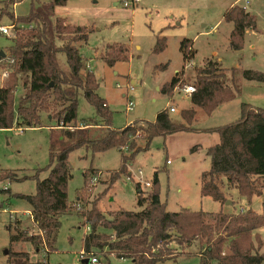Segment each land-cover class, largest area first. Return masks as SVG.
<instances>
[{"label": "trees", "instance_id": "16d2710c", "mask_svg": "<svg viewBox=\"0 0 264 264\" xmlns=\"http://www.w3.org/2000/svg\"><path fill=\"white\" fill-rule=\"evenodd\" d=\"M20 1L5 0L0 6V18L8 16L13 27L7 55L0 60V69L8 74L0 85V130L47 127L60 131L61 135L50 145L49 166L45 169L48 176L44 180H38L37 175L31 178L36 183L35 194L15 195L29 205L30 225L24 226L14 219L8 226L10 245L27 243L35 253H42L43 258L31 263L25 252H8L7 263L47 264V257L56 252L61 217L76 214L88 229L83 237L82 252L96 256L103 264H109L110 257L130 260L131 264H164L186 255L185 250L195 243L199 248V264H264L263 243L257 233L264 228V210L262 214L252 209L226 214L222 208L216 213L189 209L168 212L160 201L157 172L151 183L146 182L150 190L145 195L141 182L136 183L139 211L105 214L98 209L101 198L121 176L133 181L128 169L138 154L148 151L153 139L180 133H215L219 138L217 145L206 150L210 167L200 177L201 198H209L222 207L226 204L222 189L235 190L249 206L253 197L260 196L264 180V110L242 104L239 119L231 124L205 130L193 127L198 113L209 116L238 96V87L233 84L235 70L229 85L219 62L209 59L201 68L194 67L190 77L183 79L186 63L196 54L193 42L184 40L180 45L183 70L161 90L171 97L178 85L192 82L194 93L188 97L189 108L179 110L176 119L169 116L167 108L159 112L153 122H134L114 129L107 103L97 95L99 81L80 52V47L87 42L88 29L66 24L61 18L54 19L55 9L64 7L67 0L35 1L27 17L15 18L9 7L13 8ZM223 19L233 26L229 48L242 50L246 31L256 28L255 17L239 5H232ZM166 47L165 38H161L153 53L160 54ZM127 55L125 46L108 45L98 54V59L113 67L116 62L127 60ZM166 68L167 65H162L156 70ZM241 75L244 80L264 85V73L243 71ZM18 87L23 94L15 106ZM80 91L95 109L96 119L77 120ZM51 122L54 125H46ZM138 142L142 146H138ZM80 148L89 150L92 155L115 149L121 155L120 166L104 180L101 173L86 171L84 187L76 194L74 203H70L66 191L71 179L68 157ZM196 151L197 147L191 153ZM26 179L17 178L15 172L0 175V182ZM91 181L108 186L93 201H89L93 191L88 187Z\"/></svg>", "mask_w": 264, "mask_h": 264}, {"label": "rangeland", "instance_id": "374dc122", "mask_svg": "<svg viewBox=\"0 0 264 264\" xmlns=\"http://www.w3.org/2000/svg\"><path fill=\"white\" fill-rule=\"evenodd\" d=\"M3 1L0 0V6ZM35 1L50 3L52 0H21L13 8L10 6L9 12L15 18H25L31 3ZM249 1L245 11L255 17L256 28L246 31L240 51L229 48L233 26L223 19L229 7L242 5L238 0H141L127 8L123 4L130 0H67L64 7L55 9L54 19L61 18L66 24L88 29L87 42L80 47V52L99 81L97 95L107 103L114 129L133 125L134 122H153L159 112L169 107L176 109L175 113H169L172 119H176L179 110L189 108V99L182 92H174V89L169 97L161 90L176 73L183 70L185 64L180 45L184 40L193 42L192 49L196 54L191 62L186 63L183 79L190 77L194 67L201 68L209 59L219 62L229 85L235 70L233 84L238 87V96L216 108L209 116L197 114L193 127L205 130L237 121L242 104L264 110V85L244 80L241 75L243 71L264 73V0ZM0 25L11 26V20L3 15ZM12 36L13 30L9 36L0 35V51L6 55V48L10 45L8 39ZM161 38H165L167 47L162 53L154 54L153 48ZM108 45L125 46L128 49L127 60L116 62L113 67L103 64L98 54ZM59 58L63 61V57ZM162 65H167V68L156 70ZM3 71L0 69V76ZM188 85H192V82L186 81L182 86ZM22 94V89L18 87L14 96L15 106ZM128 101L133 104L131 112H126ZM91 119H96L95 109L86 102L80 91L77 120ZM46 125H54V122ZM60 135V131H51L47 127L0 130V175L15 172L17 178L27 177L20 182H0V264H8V252H25L31 263L43 258L42 253H35L27 243L10 245L8 226L14 219L24 226L30 225L29 205L15 198V195L35 194L36 183L31 178L37 175L38 180H44L48 176L45 169L49 166L50 145ZM218 143L217 134L202 132L153 139L148 151L138 154L128 169L133 181H127L125 175L121 176L101 198L98 209L105 214L120 210L139 211L136 183L141 182V191L145 195L150 188L144 184L151 183L153 174L157 172L160 201L168 212L178 213L189 209L216 213L222 208L226 214L247 209L262 214L264 180L263 188L259 189L260 196L253 197L250 206L235 190L222 189L226 202L222 207L209 198H201L200 177L210 167L206 150ZM138 146H142V143L138 142ZM195 147L197 151L191 153ZM120 157L115 149L95 155L84 148L71 152L68 157L71 179L66 187L68 201L74 203L76 194L83 189L86 171L99 172L104 180L119 168ZM167 161L170 164H166ZM138 171H141V180H138ZM88 187L93 189L89 196V201H93L108 186L104 182L93 184L91 181ZM4 189L9 191L2 192ZM227 202L230 204L227 205ZM87 232L84 222L76 214L61 217L56 252L47 257V264H83L80 255ZM257 233L263 243L261 253H264V228ZM198 249L195 243L185 250L186 255L164 264H199ZM109 264L131 262L110 257Z\"/></svg>", "mask_w": 264, "mask_h": 264}, {"label": "built area", "instance_id": "2783aa9c", "mask_svg": "<svg viewBox=\"0 0 264 264\" xmlns=\"http://www.w3.org/2000/svg\"><path fill=\"white\" fill-rule=\"evenodd\" d=\"M141 0H130V2H125L123 4L124 8H127L129 7L130 5H137L138 3H140ZM241 2L242 5L240 6L242 9L246 10L247 6L250 4V1L249 0H238V3ZM13 30V27L12 26H1L0 25V35L3 36V37H6V36H9L10 32ZM8 74L7 72L3 71L1 73V76H0V80H1V83L7 78ZM132 90V89H131ZM175 91H179V92H182L184 94V96L187 98L189 97L192 93H194V88L193 86H183L182 88H175L174 92ZM125 99L126 101L128 100V97H127V94L125 95ZM133 110V104L131 103V101H128L127 102V106H126V112H131ZM168 111L169 113L173 114L175 113L176 109L174 107H169L168 108ZM170 162H167V164H169ZM138 180H141V171H138ZM128 180V179H127ZM96 180L94 179L93 182H95ZM146 187H149V184L148 183H145L144 184ZM88 231V229H87ZM80 259L83 260V261H88V264H103L102 261L97 258L96 256L94 255H86L84 254L83 252L81 253L80 255Z\"/></svg>", "mask_w": 264, "mask_h": 264}, {"label": "water", "instance_id": "95a60500", "mask_svg": "<svg viewBox=\"0 0 264 264\" xmlns=\"http://www.w3.org/2000/svg\"><path fill=\"white\" fill-rule=\"evenodd\" d=\"M4 56H5L4 53H3V52H0V60H1L2 58H4ZM51 86H52V84L49 85V87H51ZM228 204H230V203L227 202V205H228ZM83 263L88 264V261L85 260V261H83Z\"/></svg>", "mask_w": 264, "mask_h": 264}, {"label": "crops", "instance_id": "0c3cea01", "mask_svg": "<svg viewBox=\"0 0 264 264\" xmlns=\"http://www.w3.org/2000/svg\"><path fill=\"white\" fill-rule=\"evenodd\" d=\"M187 99H189V98H187ZM28 214H29V218H30V211H28ZM30 220H31V218H30Z\"/></svg>", "mask_w": 264, "mask_h": 264}]
</instances>
